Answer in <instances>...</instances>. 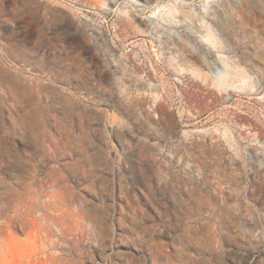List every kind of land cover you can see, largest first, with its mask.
I'll list each match as a JSON object with an SVG mask.
<instances>
[{"label":"rangeland","instance_id":"1","mask_svg":"<svg viewBox=\"0 0 264 264\" xmlns=\"http://www.w3.org/2000/svg\"><path fill=\"white\" fill-rule=\"evenodd\" d=\"M208 206L264 248V0H0V264H182Z\"/></svg>","mask_w":264,"mask_h":264},{"label":"built area","instance_id":"2","mask_svg":"<svg viewBox=\"0 0 264 264\" xmlns=\"http://www.w3.org/2000/svg\"><path fill=\"white\" fill-rule=\"evenodd\" d=\"M187 223L182 264H264V248L253 247L249 233H243L241 238L226 233V239H220V218L215 208L206 207L192 220L189 216ZM239 241L241 247L237 245Z\"/></svg>","mask_w":264,"mask_h":264}]
</instances>
